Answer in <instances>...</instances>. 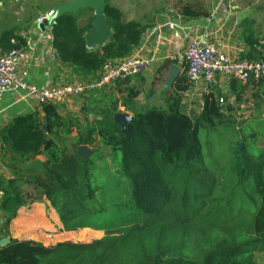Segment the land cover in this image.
<instances>
[{"label": "trees", "instance_id": "16d2710c", "mask_svg": "<svg viewBox=\"0 0 264 264\" xmlns=\"http://www.w3.org/2000/svg\"><path fill=\"white\" fill-rule=\"evenodd\" d=\"M77 12L59 17L49 33L56 59L85 77H95L105 58L130 56L147 30L136 22L122 23L120 10L106 2L104 16L111 36L98 48L101 56L85 46L84 36L93 18L79 26ZM177 14L186 19L207 16L188 5L179 7ZM244 41L248 49L241 58L264 62V45L251 32ZM25 46L26 38L15 29L1 32V53ZM142 84L140 75L114 83L109 88V104H102L98 119L84 128L49 103L41 105V115L16 116L0 129L1 160L9 173L8 177L0 176L4 194L0 201L4 231L0 240L8 238L6 231L17 211L32 202H49L65 227L82 219L96 188L90 183V159L82 160L78 155L80 146L90 148L91 156L100 147L120 154L113 172L127 182L129 204L151 218L154 227L145 224L131 229L136 233L137 247H126L128 234L109 240V245L101 239L67 240L53 246L9 239L0 246V264H255V254L264 256V133L258 138L257 133L238 131L232 115H228L244 106L254 112L263 109L264 75L251 76L245 83L229 79L228 95H223L226 104L219 105L222 95L212 91L202 96L203 106L194 113L187 112L182 104L183 94L190 87L183 71L160 94L162 106L146 103L135 107ZM119 106L132 114L123 130L113 121ZM74 130L76 135L72 136ZM200 134L206 136L204 143ZM213 134L229 137L230 186L219 185L211 171L220 166L212 159ZM37 156L44 161H36ZM176 194L181 212L173 217L182 228L169 230L158 222L170 216L167 210ZM213 194L229 197L221 211L232 214V219L208 221L194 238L186 216L192 211L187 209L196 199L207 198L213 203Z\"/></svg>", "mask_w": 264, "mask_h": 264}, {"label": "crops", "instance_id": "0c3cea01", "mask_svg": "<svg viewBox=\"0 0 264 264\" xmlns=\"http://www.w3.org/2000/svg\"><path fill=\"white\" fill-rule=\"evenodd\" d=\"M2 1L0 3V34L2 31L10 29V26H5V23L13 18V15L12 18L2 15L3 13H10V11L2 8ZM215 1L213 3L209 0H201L199 5L198 1L185 4L204 11L207 13L206 17L186 19L178 14L168 15L165 12L162 13V17L165 19L164 23L152 24L134 18L138 13L145 17L147 13L145 9H142L144 7L128 5L130 9L125 12L122 4H118L120 0L118 2L112 0V6L118 8L121 12L122 23L132 21L147 27L141 45L133 51H139L143 57L151 59L148 69L140 75L143 84L141 95L137 99L140 102L137 108L143 105L140 99L145 93H148L147 101L150 97L155 98L152 103L154 104L161 97L162 91L169 88L175 77L182 73L183 64L179 57L192 38H202L204 43H210L218 48L225 49L230 56L238 59H243L241 55L248 49L244 41L248 32H251L253 38L258 39L259 43L264 45V34H260L264 32V0H229V3H223L224 0ZM123 4L127 6L126 0ZM129 14H132L133 18H130ZM37 19L28 20L29 22L23 24L25 27L23 26L22 31L20 29L16 31L26 38V42L31 47L32 58L29 63L21 67L22 70L27 71L24 81L37 91H41L53 85L72 84L90 78L81 75L71 65L56 59L49 29L42 32L36 24ZM39 33H42L43 36L40 37ZM93 50L97 52L99 49L95 48ZM166 63H168L167 67H165ZM228 81L229 79L218 77L212 91H218L222 96H227ZM108 94H110V90ZM188 94L191 99L197 96L196 98L201 102L200 83L190 84L189 89L183 94L182 104L184 109L187 112H193L192 109H187L184 105V96ZM147 104L149 103L147 102ZM55 107L65 117L64 115L73 110L74 106L72 100H70L62 105H55ZM33 112L41 115V105L38 103L35 94L25 96V93L19 90L5 93L0 99V129L14 117ZM71 135H76L75 130ZM35 160L42 162L44 158L37 156ZM0 176H9L8 171L2 164L1 155ZM1 224L2 214L0 211V235L4 232L1 229ZM6 232L8 238L5 239L33 241L44 246H53L67 240L76 242L74 239L66 237L65 225L60 221L57 211L45 200L32 202L21 207L17 211L16 217L10 222Z\"/></svg>", "mask_w": 264, "mask_h": 264}, {"label": "rangeland", "instance_id": "374dc122", "mask_svg": "<svg viewBox=\"0 0 264 264\" xmlns=\"http://www.w3.org/2000/svg\"><path fill=\"white\" fill-rule=\"evenodd\" d=\"M69 1L70 0H3L2 8L10 11L11 14L3 13L2 15L7 18H12L13 15V18L9 22L7 21L5 26H10V29H15L16 31L18 29L22 31L23 24L29 22L28 20H32V18L36 19L39 16H46L48 11L67 4ZM116 1L118 2V0ZM124 1L125 0H120L118 4H122V8L125 12H127V9H130L128 5H132V7H144L142 9H145L147 13L145 17H142L141 14L138 13L134 18L146 23L156 24L165 22L162 13L167 12L168 15H175L179 7L197 1L199 5L201 0H126L127 6L123 4ZM209 1L213 3L216 2L215 0ZM228 1L229 0H224L222 2L229 3ZM106 2L112 5V0H106ZM203 5L205 6V4ZM13 12H15V14H13ZM77 13L79 26L84 25L85 22L94 16V12L89 9H81ZM128 16L133 18L132 14ZM260 34H264V32ZM141 74H144V72ZM105 88H110V86ZM109 90L110 89H100L90 93L91 95H84V98L81 96L71 99L74 106L73 110H70L69 113L64 116L72 118L75 123L77 121L78 127L81 126V128H84L86 123H93L98 119L97 112L101 111L102 104H109L110 102L108 99L110 96V94H108ZM147 96L148 93L141 96L140 100L143 102V105L148 102L146 100ZM196 97L197 96L191 99L189 94L184 96V105H186L187 109H192L191 111L193 112H195L199 106V100ZM139 103V100L135 102L136 108L139 106ZM155 103L161 106L163 105L159 100H156ZM224 104H226L225 100ZM262 108V110L254 112L247 110L246 106H244L241 107L240 110L228 113V115H232L231 120H234L233 126L236 130L246 133H257V137L259 138L264 133V107ZM117 113L121 115H132L130 111L124 110L120 106L115 114ZM205 138L206 136L204 134H200V140L203 143L205 142ZM212 139L214 140L212 159L218 161L220 165L219 170H211L213 177H216L219 185L223 183L226 186H230L232 178L229 177L228 171L230 168L227 163L229 162V137L223 138L219 137L218 134H213ZM88 150L91 151L90 148ZM207 150L206 155L208 154ZM87 159L91 161L89 166V177L91 185L96 188V193L93 201H90L84 209L82 219L67 224L65 227L67 232L66 237L74 239L76 242H91L101 239L106 242V245H109L111 244L109 240L117 237H124L128 234L127 236H129V238L126 247H137L136 233L130 232L133 231L131 229L144 226L145 224H152L154 227L155 223L152 222L153 220L151 218L136 211L131 204H129V196L127 193L128 184L124 180H120L113 172L119 164L120 154L110 149L100 147L98 152H95L92 156L89 154ZM205 161L208 163L206 159ZM224 163L227 164L223 165ZM221 168L224 171L221 170ZM196 192L199 193L198 190ZM219 193L220 191H218V194ZM228 198L229 197H226L225 194H223V196L213 194L211 195V199H215L213 203L208 202L207 198L196 199L191 207L187 209L188 212L189 209H191L192 215L186 214L189 220L187 227L188 229H192L190 232L192 237L197 238L198 230L201 229L204 224L209 223L208 221L222 223L232 219V214L221 211ZM179 205L180 201L176 194L172 206L167 210V213L171 216V221L168 220L170 216H164L161 219L162 221L158 223H164V225H167L166 227L169 226V230L182 228L181 225L174 221L173 217L175 212H181ZM145 232H147V230H145ZM254 262L255 264H264V256L255 254Z\"/></svg>", "mask_w": 264, "mask_h": 264}, {"label": "built area", "instance_id": "2783aa9c", "mask_svg": "<svg viewBox=\"0 0 264 264\" xmlns=\"http://www.w3.org/2000/svg\"><path fill=\"white\" fill-rule=\"evenodd\" d=\"M45 19L46 16L38 17L36 24L38 25ZM39 36L42 37L43 34L39 33ZM30 48L29 43L26 42L25 47L0 53V99L9 91L19 90L25 93V96L35 94L40 105L49 103L62 105L73 98L111 86L128 77L140 75L151 64V59L143 57L139 51L133 52L122 60L105 58L102 69L95 77L72 84L53 85L37 91L24 81L27 71L21 68L29 63L32 58ZM98 53L103 55L100 49ZM179 60L183 64V72L190 84L200 83L201 96L212 92V87L217 82L218 77L236 79L245 83L251 76L259 78L264 75V62L234 58L225 49L204 43L202 38L190 39ZM218 104H224L223 96L218 98ZM198 105L197 112L203 106L202 97ZM3 195L0 189V201Z\"/></svg>", "mask_w": 264, "mask_h": 264}, {"label": "water", "instance_id": "95a60500", "mask_svg": "<svg viewBox=\"0 0 264 264\" xmlns=\"http://www.w3.org/2000/svg\"><path fill=\"white\" fill-rule=\"evenodd\" d=\"M106 0H70L67 4L61 5L55 9L47 12L46 19L38 24V28L44 32L50 29L55 21L64 14H73L80 9H89L94 12L92 24L90 30L85 34V46L88 50L100 48L108 41L111 36L110 28L106 22L104 16ZM155 101L154 97H150L149 104ZM132 120L130 115L115 114L113 121L122 130L125 128L126 123ZM45 129V126H43ZM90 151L86 146H80L78 148V155L82 160H86ZM8 243V239L0 240V246H4Z\"/></svg>", "mask_w": 264, "mask_h": 264}]
</instances>
